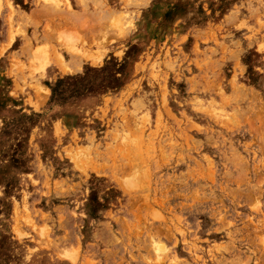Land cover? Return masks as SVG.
Listing matches in <instances>:
<instances>
[{"label":"rangeland","instance_id":"1","mask_svg":"<svg viewBox=\"0 0 264 264\" xmlns=\"http://www.w3.org/2000/svg\"><path fill=\"white\" fill-rule=\"evenodd\" d=\"M0 264H264V0H0Z\"/></svg>","mask_w":264,"mask_h":264},{"label":"trees","instance_id":"2","mask_svg":"<svg viewBox=\"0 0 264 264\" xmlns=\"http://www.w3.org/2000/svg\"><path fill=\"white\" fill-rule=\"evenodd\" d=\"M105 68H102L100 70V72H104ZM119 72V71H118ZM118 72H115L114 74H110L109 76H107V83H105V85L102 87L104 89H117L118 87V79H115L114 76H116V74H118ZM76 78V77H75ZM73 79V78H71ZM61 81H57L52 87H51V99L57 95L58 93V89H56V86L60 83Z\"/></svg>","mask_w":264,"mask_h":264},{"label":"bare ground","instance_id":"3","mask_svg":"<svg viewBox=\"0 0 264 264\" xmlns=\"http://www.w3.org/2000/svg\"><path fill=\"white\" fill-rule=\"evenodd\" d=\"M148 1V0H147ZM145 4V3H144ZM23 15V14H22ZM113 15V14H112ZM21 16V15H20ZM117 17V16H116ZM119 17V16H118ZM122 17V16H121ZM113 18V17H112ZM120 19V18H119ZM118 20V19H117ZM133 20V19H132ZM129 28V27H128ZM73 55H77V54H74L73 53ZM78 56V55H77ZM76 57V56H75ZM69 58H72L71 60H72V62H76V60H75V58L72 56V57H69ZM81 59H82V57H81ZM61 60V59H60ZM78 61H80L79 60V58H78ZM62 63V62H61ZM67 63V62H66ZM61 65H63V64H60V66ZM62 67H64V66H62ZM74 67H76V65L74 66ZM79 68V67H78ZM66 69H67V67H66ZM70 68L68 67V69L67 70H69ZM70 73V72H69Z\"/></svg>","mask_w":264,"mask_h":264}]
</instances>
